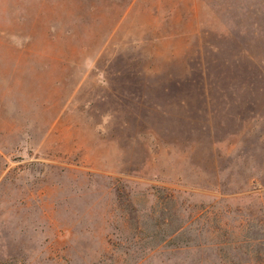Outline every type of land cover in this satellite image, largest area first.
<instances>
[{
	"label": "rangeland",
	"instance_id": "obj_1",
	"mask_svg": "<svg viewBox=\"0 0 264 264\" xmlns=\"http://www.w3.org/2000/svg\"><path fill=\"white\" fill-rule=\"evenodd\" d=\"M255 262L264 0H0V264Z\"/></svg>",
	"mask_w": 264,
	"mask_h": 264
},
{
	"label": "trees",
	"instance_id": "obj_2",
	"mask_svg": "<svg viewBox=\"0 0 264 264\" xmlns=\"http://www.w3.org/2000/svg\"><path fill=\"white\" fill-rule=\"evenodd\" d=\"M197 85H198V84H197ZM197 85H196V86H197ZM177 86H178V85H177ZM178 89L183 90V89H184V85L181 86V85L179 84V88H178ZM255 264H257V262H255Z\"/></svg>",
	"mask_w": 264,
	"mask_h": 264
}]
</instances>
